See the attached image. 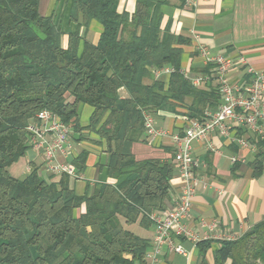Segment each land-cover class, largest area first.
Segmentation results:
<instances>
[{"label":"trees","instance_id":"16d2710c","mask_svg":"<svg viewBox=\"0 0 264 264\" xmlns=\"http://www.w3.org/2000/svg\"><path fill=\"white\" fill-rule=\"evenodd\" d=\"M167 1L137 0L129 15L116 11L117 0H71L69 21L77 29L96 21L102 33L95 46L78 31L67 34L64 46L54 15H40V0H0V264H146L150 241L124 225L150 228L149 215L166 209L174 166L135 160L132 146L144 136L142 112L182 109L200 119L221 103L216 88L198 89L181 73L180 46L187 41L171 35L168 25L161 29ZM167 66L172 72L165 87L152 70ZM79 105L92 108L85 126ZM44 109L79 141L104 144L103 168L116 183H95L77 195L67 175L46 180L34 168L21 179L10 175L8 168L29 149L26 127ZM240 130L239 137L246 132ZM250 139L256 175L264 141ZM88 155L83 149L73 159L78 173ZM213 242V264H264V220L238 239L196 242L201 257Z\"/></svg>","mask_w":264,"mask_h":264},{"label":"crops","instance_id":"0c3cea01","mask_svg":"<svg viewBox=\"0 0 264 264\" xmlns=\"http://www.w3.org/2000/svg\"><path fill=\"white\" fill-rule=\"evenodd\" d=\"M137 0H117L116 11L132 15ZM193 5L181 4L180 0H168L162 6L161 29L167 25L171 35L187 41L181 45V73L191 82L192 79L206 77V81L198 89L208 91L218 84L213 66L207 64L201 54L205 50L209 55L220 54L230 57H242L247 65L257 73H264V0H193ZM71 0H40L39 13L44 17L54 15L63 35V45H66L67 34L78 31L85 41L95 44L102 33V26L91 21L86 28L69 21ZM164 68H171L169 66ZM153 80H161L167 86L169 75L152 74ZM227 78L235 84L247 78L244 68L240 65L232 67ZM147 83H150L148 80ZM121 98H126L127 92L120 89ZM188 102V101H187ZM221 103H219L220 106ZM209 109L215 111L217 108ZM89 107V106H88ZM92 108L85 105L78 106V118L81 126L88 123ZM152 114V113H151ZM158 129L181 133L186 123L187 115L182 109H160L152 114ZM229 130L226 136L211 134L204 142L193 143V155L198 160L196 172L197 189L192 201L187 224L195 232L198 240H219L217 236L232 235L239 238L257 223L264 220V161L262 168L254 175L251 167L255 160L256 148L249 132L239 137V130L234 123H227ZM243 130V129H242ZM241 131V130H240ZM243 133V131H241ZM78 134L71 133V151L66 156H59L58 160L74 168L80 179L70 177V188L77 195L85 194L87 186L91 189L95 183H116L109 179L103 168L106 163L104 144L91 143L84 139L79 141ZM244 139L248 147L237 142ZM250 139V140H249ZM142 141L134 143L132 154L137 161L156 159L169 162L174 166L170 178L171 193L166 209L173 206L181 186L175 164L172 160L173 149L168 138H156L149 143L146 136ZM211 148V149H210ZM264 150V147H262ZM89 152L85 170L78 173L73 165V159L83 150ZM235 159V162H232ZM46 180H57L45 172L41 155L28 149L24 157L8 168L12 177L24 178L32 169ZM84 212V206L76 215ZM142 238L150 241L147 253L151 252V241L154 228L143 229ZM139 236V235H138ZM186 251V256L171 253L163 248L157 264H213V253L218 244L213 242L201 257L196 244L189 240H176Z\"/></svg>","mask_w":264,"mask_h":264},{"label":"built area","instance_id":"2783aa9c","mask_svg":"<svg viewBox=\"0 0 264 264\" xmlns=\"http://www.w3.org/2000/svg\"><path fill=\"white\" fill-rule=\"evenodd\" d=\"M186 2L189 5L194 4L193 0H186ZM201 54L205 62L214 68L218 96L221 100L219 108L215 111L205 110L200 119L186 118L181 133L158 129L152 114L142 112L144 135L149 143H153L156 138L169 139L173 149L172 160L181 181L180 191L173 206L149 215L155 234L151 241L152 250L145 256L146 264H157L163 248H167L171 253L186 256L182 246L175 244L176 240L184 239L193 243L199 241L195 232L187 224L198 185L196 172L199 163L193 155V143L204 142L213 133L226 136L229 130L228 122L234 123L238 129H243L246 133L249 132L264 141V73L255 72L242 57L209 55L205 50H202ZM236 65L244 68L247 78L245 81L231 84L226 75ZM171 70V68L163 67L152 70V74L169 75ZM206 79V77H196L190 83L198 88ZM34 117V120L26 127L29 134L28 146L30 150L41 155L45 172L53 176L67 175L80 179L81 177L71 165L58 160L60 155L66 156L71 151L70 126L61 122L57 116L46 109L40 110ZM237 142L243 147H248L244 139H238ZM235 161L232 159V162ZM217 238L219 240L235 239L228 234L217 236Z\"/></svg>","mask_w":264,"mask_h":264},{"label":"rangeland","instance_id":"374dc122","mask_svg":"<svg viewBox=\"0 0 264 264\" xmlns=\"http://www.w3.org/2000/svg\"><path fill=\"white\" fill-rule=\"evenodd\" d=\"M40 10V9H39ZM40 12V11H39ZM58 22V21H57ZM148 81V80H147ZM146 81V82H147ZM87 108H89L87 105H85ZM124 227L133 232L136 235L139 236H145V231L138 225V224H133V225H124ZM254 264H262L259 260H257Z\"/></svg>","mask_w":264,"mask_h":264}]
</instances>
